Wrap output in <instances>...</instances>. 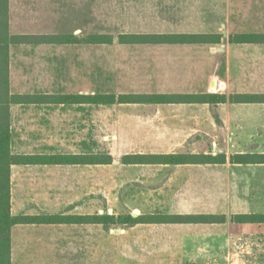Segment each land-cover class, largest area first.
<instances>
[{
	"label": "rangeland",
	"instance_id": "obj_1",
	"mask_svg": "<svg viewBox=\"0 0 264 264\" xmlns=\"http://www.w3.org/2000/svg\"><path fill=\"white\" fill-rule=\"evenodd\" d=\"M55 11L56 32L112 37L109 44L56 48V55L70 58L67 72L55 76L56 93L264 91V75L243 71L224 86V76L212 69L217 51L264 48L120 44L117 38L218 32L234 39L264 32V0H55ZM76 57L80 70L73 67ZM48 117L39 125L38 144L49 155L113 158L111 164H62L49 172L50 211L115 218L56 226V264H232L234 254L244 264H264V238L256 239L254 252H194L184 226L119 223L129 214L264 212V166L121 162L125 154L264 152V105L64 104Z\"/></svg>",
	"mask_w": 264,
	"mask_h": 264
},
{
	"label": "crops",
	"instance_id": "obj_2",
	"mask_svg": "<svg viewBox=\"0 0 264 264\" xmlns=\"http://www.w3.org/2000/svg\"><path fill=\"white\" fill-rule=\"evenodd\" d=\"M55 26V0H8L9 34L13 36L40 37L29 41L12 43L9 46V91L11 95L20 97L18 101L10 104L9 128L10 151L12 154L49 155L47 150L39 148L38 141L43 136L39 125H45L49 122V113H53L56 105L86 103H59L55 101L56 94H63L56 93L55 76L65 74L64 71L67 72L69 68L67 61L68 63L70 62L69 57L56 55V48H73L87 45L83 40L86 35L85 33H81L80 30H78V33L74 31L56 32ZM250 32L264 33L259 31L243 33ZM171 33H216L221 34L220 42L223 43L221 44L222 46L246 49L264 48V43H235L231 40V35L225 36V33ZM58 34L73 35L78 37L79 42L56 43L54 36ZM170 45L213 46L217 44ZM75 59V63H78L73 65V67L76 70H80L79 59L77 57ZM213 59L216 63L212 65V69L218 71L214 72L216 77H219L221 74L224 76V86H228V83L234 81V77L243 71H253L255 74L264 75V52L238 53L231 51V49L226 50L225 48L222 51H217ZM217 61L221 62L217 63ZM173 93H217L229 96L233 94H264V91L242 90L226 93L225 91L210 90ZM78 94L86 93L80 92ZM214 104L264 105V103H231L229 101ZM234 165L264 166V163ZM54 166H57V164H20L11 166L10 213L12 216H44L55 214L50 211L52 208H49V205L52 206L54 204L53 192L49 190V184H53V178L52 176L49 177V172L54 170ZM241 213L264 214V212L249 210L230 214L206 212L204 214H224L226 220L222 223L161 225L184 226V229L189 231L191 237L194 239V245L191 248L194 252H254L256 250L255 246L260 244L256 239L261 240L260 238H264V223H237L230 220L231 215ZM58 225L82 224L26 223L12 225L10 229V264H56L54 236L56 226ZM234 255L237 256L238 254Z\"/></svg>",
	"mask_w": 264,
	"mask_h": 264
},
{
	"label": "trees",
	"instance_id": "obj_3",
	"mask_svg": "<svg viewBox=\"0 0 264 264\" xmlns=\"http://www.w3.org/2000/svg\"><path fill=\"white\" fill-rule=\"evenodd\" d=\"M40 37L13 36L8 30V0H0V264H10V229L14 224H104L115 222L114 217L105 214H53L40 216H12L10 213V168L20 164L86 165L111 164L110 154H57V155H17L10 151V104L20 97L9 91V46L12 43L29 41ZM56 43L79 42L73 35H55ZM120 44H218L221 34L216 33H128L119 34ZM86 44H109L108 34H88L83 39ZM235 43H264V33H240L231 39ZM82 42V40H81ZM59 103H264V94H233L226 96L217 93H121L115 94H56ZM232 164L264 163V153H234L227 156L223 151L216 153H140L125 154L123 164ZM110 218V221H106ZM120 218V217H118ZM224 214L204 213H165L126 215L120 218L121 224H194L222 223ZM232 222L264 223V214L241 213L230 216Z\"/></svg>",
	"mask_w": 264,
	"mask_h": 264
},
{
	"label": "built area",
	"instance_id": "obj_4",
	"mask_svg": "<svg viewBox=\"0 0 264 264\" xmlns=\"http://www.w3.org/2000/svg\"><path fill=\"white\" fill-rule=\"evenodd\" d=\"M232 264H244V262L241 261L238 256H235Z\"/></svg>",
	"mask_w": 264,
	"mask_h": 264
}]
</instances>
